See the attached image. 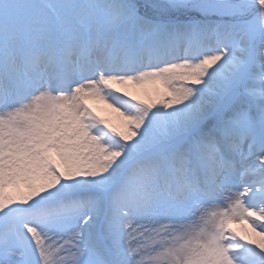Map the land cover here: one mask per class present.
Listing matches in <instances>:
<instances>
[{
    "label": "snow or ice",
    "instance_id": "1",
    "mask_svg": "<svg viewBox=\"0 0 264 264\" xmlns=\"http://www.w3.org/2000/svg\"><path fill=\"white\" fill-rule=\"evenodd\" d=\"M0 264H264V0H0Z\"/></svg>",
    "mask_w": 264,
    "mask_h": 264
},
{
    "label": "bare ground",
    "instance_id": "2",
    "mask_svg": "<svg viewBox=\"0 0 264 264\" xmlns=\"http://www.w3.org/2000/svg\"><path fill=\"white\" fill-rule=\"evenodd\" d=\"M119 87V86H117ZM89 107L96 113L97 116L103 117L107 119L113 125L119 126L122 121V117L119 116L112 108H109L105 103L102 101H88ZM231 228L236 229L241 234L247 233L252 239L259 241L260 237L256 236L254 232L248 229L246 224H231Z\"/></svg>",
    "mask_w": 264,
    "mask_h": 264
},
{
    "label": "rangeland",
    "instance_id": "3",
    "mask_svg": "<svg viewBox=\"0 0 264 264\" xmlns=\"http://www.w3.org/2000/svg\"><path fill=\"white\" fill-rule=\"evenodd\" d=\"M128 91L133 92L134 94L138 95L142 99H147L148 97L144 95L143 91L140 89H133V88H128ZM251 230L250 228H248Z\"/></svg>",
    "mask_w": 264,
    "mask_h": 264
}]
</instances>
